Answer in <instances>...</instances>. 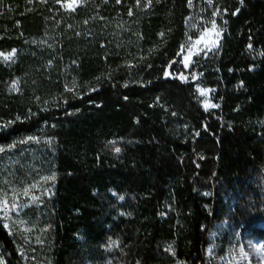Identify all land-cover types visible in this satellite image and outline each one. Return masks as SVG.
Here are the masks:
<instances>
[{"label": "trees", "instance_id": "1", "mask_svg": "<svg viewBox=\"0 0 264 264\" xmlns=\"http://www.w3.org/2000/svg\"><path fill=\"white\" fill-rule=\"evenodd\" d=\"M64 1L0 0V264H213L264 219V0L187 67L201 0Z\"/></svg>", "mask_w": 264, "mask_h": 264}, {"label": "rangeland", "instance_id": "2", "mask_svg": "<svg viewBox=\"0 0 264 264\" xmlns=\"http://www.w3.org/2000/svg\"><path fill=\"white\" fill-rule=\"evenodd\" d=\"M70 0H65L63 6L67 7ZM75 6V5H74ZM215 23V28H213ZM222 29L215 19H211L205 28H199L197 36L185 42L182 48V64L187 67L193 56L197 54H206L218 47L221 39ZM10 56V55H9ZM205 94L204 105H213L209 99V90L199 87ZM0 219L4 220L7 210L4 202L0 201ZM261 229L256 227V232H239L233 224H230L228 216H225L216 224V229L211 233V243L206 249V255L210 256L213 264H264V219L256 223ZM225 234V235H223ZM225 241L224 252L217 255L218 249H221V242Z\"/></svg>", "mask_w": 264, "mask_h": 264}, {"label": "built area", "instance_id": "3", "mask_svg": "<svg viewBox=\"0 0 264 264\" xmlns=\"http://www.w3.org/2000/svg\"><path fill=\"white\" fill-rule=\"evenodd\" d=\"M202 1V23L201 27L205 28L208 25L209 20L215 19L216 21L218 20V15L216 12H212L211 14L208 13V10H211L214 8L215 4L213 0H201ZM190 6H192V2H189ZM210 14V15H209ZM13 57V55H11ZM212 91H215L213 89ZM160 215H164L162 211L159 212Z\"/></svg>", "mask_w": 264, "mask_h": 264}, {"label": "snow or ice", "instance_id": "4", "mask_svg": "<svg viewBox=\"0 0 264 264\" xmlns=\"http://www.w3.org/2000/svg\"><path fill=\"white\" fill-rule=\"evenodd\" d=\"M80 2V0H70V2L67 4V7L72 9L73 11L75 10V7L74 5H78ZM131 15V13H129ZM213 28H215V23H213ZM163 35V34H161ZM11 55H14V53H12ZM6 59H10V56L9 57H5ZM202 94H205L203 90H201ZM213 107H215V105H212ZM207 107V105H206ZM3 149H0V151H2ZM116 151H119V149H116ZM51 179H55V177H51ZM4 206L7 207V202L5 201L4 202ZM3 208H0V211H2ZM5 227H7V225H5Z\"/></svg>", "mask_w": 264, "mask_h": 264}]
</instances>
